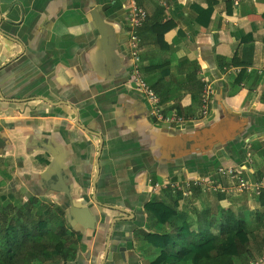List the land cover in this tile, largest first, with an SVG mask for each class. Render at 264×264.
Listing matches in <instances>:
<instances>
[{
  "label": "crops",
  "instance_id": "0c3cea01",
  "mask_svg": "<svg viewBox=\"0 0 264 264\" xmlns=\"http://www.w3.org/2000/svg\"><path fill=\"white\" fill-rule=\"evenodd\" d=\"M234 1L134 0L148 12L139 31L146 82L164 113L197 119L170 127L148 115L131 82V0H0V166L30 196L68 204V228L82 242L67 264L156 262L162 252L145 234L175 226L146 212L153 197L187 213L193 235L200 219L207 228L215 221L219 235L248 216L249 264L264 254L259 198L196 188L184 197L152 185L220 166L264 180V0ZM204 78L213 88L207 117ZM55 182L92 210L94 231L70 224L66 195L47 190Z\"/></svg>",
  "mask_w": 264,
  "mask_h": 264
},
{
  "label": "trees",
  "instance_id": "16d2710c",
  "mask_svg": "<svg viewBox=\"0 0 264 264\" xmlns=\"http://www.w3.org/2000/svg\"><path fill=\"white\" fill-rule=\"evenodd\" d=\"M205 12L210 19L212 9ZM9 198L13 200L14 195ZM3 199L6 201L7 197ZM259 200L264 205V195ZM33 202L21 203L13 209L9 205L1 206L0 264H67L74 261L82 240L81 235L68 228L64 211L68 204L56 207L51 204L50 208ZM35 206L41 215L34 214ZM145 209L159 225L175 226V232L145 234V240L162 252L153 264H249L253 259V227L248 224V216L237 230H221L219 235L212 231L215 221L207 228L202 226L200 219L198 234L193 235L190 216L178 211L176 206L170 207L153 197ZM206 221L207 218L204 223Z\"/></svg>",
  "mask_w": 264,
  "mask_h": 264
},
{
  "label": "built area",
  "instance_id": "2783aa9c",
  "mask_svg": "<svg viewBox=\"0 0 264 264\" xmlns=\"http://www.w3.org/2000/svg\"><path fill=\"white\" fill-rule=\"evenodd\" d=\"M240 0L234 1L238 5ZM129 9V40L128 46L132 58L131 82L133 86L144 96L150 103L149 116L156 122L173 126H182L187 122H196L195 118H185L178 114H166L162 111L159 97L146 82L141 67V39L139 36L140 29L144 26L148 12L138 6L134 0H131ZM204 88L201 98V115L207 117L210 111L211 97L213 88L211 81L207 78L202 79ZM155 191H172L182 193L184 197L189 196L191 189H199L203 194L235 196L250 195L260 198L264 195V180L255 181L250 178L249 174L243 167L220 166L211 176H184L173 180L167 179L162 182H153ZM250 264H264V254L261 258Z\"/></svg>",
  "mask_w": 264,
  "mask_h": 264
},
{
  "label": "rangeland",
  "instance_id": "374dc122",
  "mask_svg": "<svg viewBox=\"0 0 264 264\" xmlns=\"http://www.w3.org/2000/svg\"><path fill=\"white\" fill-rule=\"evenodd\" d=\"M5 168H6V172L9 174L13 172V169L11 170L8 166V164L3 166H0V215H2L1 212V206L3 205H9L10 208H17L19 204L24 203V202H28V201H32V203H34L33 201H38L43 203L46 206H50L51 208V202L48 201L45 198H41V197H32L29 195V190L27 188H25L24 186L21 185V183L18 181V179L14 176L11 177H7L5 176ZM3 171V172H1ZM4 174V176H3ZM10 195H14V199L11 200L9 198ZM240 196H244V195H240ZM238 196V197H240ZM3 197H7L6 201L3 199ZM253 197V196H252ZM40 199V200H39ZM246 207V206H245ZM247 210V209H246ZM33 212L36 216L41 215V212H39L35 207H33ZM81 246V245H80Z\"/></svg>",
  "mask_w": 264,
  "mask_h": 264
},
{
  "label": "water",
  "instance_id": "95a60500",
  "mask_svg": "<svg viewBox=\"0 0 264 264\" xmlns=\"http://www.w3.org/2000/svg\"><path fill=\"white\" fill-rule=\"evenodd\" d=\"M61 177L63 178V175ZM50 188L53 193H57V192L63 193L68 198L69 220H70V224L74 228H76V226H80L87 231H94L96 229L97 221H98L97 217L94 215V213L88 206L80 205L79 203H76L74 199H72L69 187H67L62 183L60 186L59 182H55L54 186ZM108 245H109V241H108ZM106 259H107V253H106Z\"/></svg>",
  "mask_w": 264,
  "mask_h": 264
},
{
  "label": "flooded vegetation",
  "instance_id": "af4514ba",
  "mask_svg": "<svg viewBox=\"0 0 264 264\" xmlns=\"http://www.w3.org/2000/svg\"><path fill=\"white\" fill-rule=\"evenodd\" d=\"M47 190H48V191H49V190L52 191V190L50 189V187H47Z\"/></svg>",
  "mask_w": 264,
  "mask_h": 264
}]
</instances>
